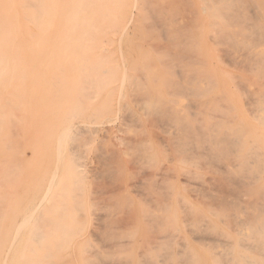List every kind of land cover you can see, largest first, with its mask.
Listing matches in <instances>:
<instances>
[{"label": "bare ground", "instance_id": "obj_1", "mask_svg": "<svg viewBox=\"0 0 264 264\" xmlns=\"http://www.w3.org/2000/svg\"><path fill=\"white\" fill-rule=\"evenodd\" d=\"M179 89L193 95V112L172 95ZM127 93L148 120L167 118L184 139L206 137L214 154L232 152L236 175L253 176L243 230L229 229L224 210L186 203L191 226L204 221L227 251L187 242L189 264H264V0H0V264H68L70 243L85 260L83 172L68 144L84 124L110 122ZM173 205L146 211L160 222L162 235L146 240L158 250L178 230Z\"/></svg>", "mask_w": 264, "mask_h": 264}, {"label": "rangeland", "instance_id": "obj_2", "mask_svg": "<svg viewBox=\"0 0 264 264\" xmlns=\"http://www.w3.org/2000/svg\"><path fill=\"white\" fill-rule=\"evenodd\" d=\"M248 15L250 16L251 13ZM154 20H156V18L152 16L151 20H149V24L152 22L158 24L157 20L156 22ZM157 24H151V26L157 27ZM186 25L189 26V23H185L183 27L187 28L188 26L185 27ZM220 48H227L232 53L234 52V55L236 54L235 56H237L236 58H243V54H246V50H236L226 45H220ZM240 54H242V56H240ZM177 77H180L179 74ZM179 90H176L178 93L175 92L172 93V95L181 96L183 94L182 96L184 97L185 104L188 103L186 105L187 111L193 112L192 108L194 107L193 103L195 100L193 95L189 91L185 92L184 90ZM138 98L139 97L136 95L131 96L130 93L125 94V98L118 103L119 106L117 105L115 107L116 113L110 122L102 126L84 124L83 126L87 130H79L77 134L79 136L76 135L68 144V148L74 155V160H77L76 164L83 172V180H85H82L80 192L81 199H83V202L85 201V206L83 207L84 212L83 208L81 212L83 230L79 239L84 252L82 258H85V260L76 257L73 243H70L65 251L66 262L68 264H80L82 260L83 264H133L134 261L135 264H144L146 259L145 262H148L146 264H189L188 259H186L187 256L185 258V250L188 246L187 242H190L196 247L204 246L209 250L212 249V252L224 258L227 252L226 248L224 246V248L222 247L224 239L219 237L218 234L211 232L204 221H197L198 223H202L198 226L199 224L196 222L198 227L196 224L195 226H191V217L187 214L188 210L186 209V203L190 202L191 204L202 205L218 213L224 210L223 213L226 217L223 215V221L228 218L225 222L228 225L231 223L229 229L234 232L243 230V228L247 226L249 220L250 223L252 222V218L250 217L248 220L249 216L246 217V215L249 214L244 211L248 209L247 207L249 206L246 205L248 204V196L245 198L246 193L244 192L250 188L248 184L251 183L250 181H252L253 176L251 173L243 172L244 170L241 171L243 173L238 172L239 174L237 173L236 175V172H234L236 168L233 167L235 161L231 158L232 152L227 153V156L226 154L225 156L214 154L209 150V141L206 137L199 139L198 137L190 138L189 136L184 139V135L180 136L179 132H177L178 129L173 124L171 125L167 118H162V120L161 118L158 120L156 119V122L150 119L148 120L147 117L145 118L144 112L137 101ZM106 128L111 129V131L106 133ZM123 129H128L132 133L129 132L126 134L123 132ZM139 136L143 137L144 140L141 141L142 138ZM180 138L183 142H181ZM186 139H188V142L184 141ZM194 142L198 146H195ZM134 143L135 145L138 143L140 147L137 144V148H135ZM69 145H72L74 148ZM141 146H149V149L144 148V150ZM138 148L141 151L138 150ZM151 154L153 156L155 155V161L148 160L150 159L148 156ZM177 160L183 161L184 163L182 165H184L186 169L189 168L191 172H197L198 176H194L193 173L192 175L185 174L186 172L181 170V164L178 163ZM150 164H152L153 167L152 165L150 167ZM34 170L35 167L33 164V173ZM199 173L201 177H199ZM230 173L233 175L231 176ZM216 182H220L221 184H217ZM224 183L226 184L225 186ZM245 183H247V185ZM167 184L174 187V192L168 189ZM243 184L245 187H243ZM220 186L221 191L219 188ZM163 189L166 190V192ZM168 192L169 194L171 192V194L169 195ZM173 193L178 194L174 199L171 198ZM223 197L226 199L225 201H223ZM220 198H223L222 202L226 203V208L225 203L221 204L219 202L221 201ZM171 202L174 203L173 206L177 215L176 221L178 230L175 231V236L170 238L171 240L168 239V241L170 240L172 242L169 241L168 243L167 240H165L162 250H158L153 245L148 244V241L146 242L147 239L153 240L155 236L159 237V234L160 236L162 235L157 230V228H159L158 226H160V222L152 220L153 217L150 219L149 216L158 214V212H161L165 206ZM215 202H217V204ZM227 203H229L228 205H230V203L233 205L230 207ZM241 206L244 207L241 208ZM183 207H185V209ZM257 207L259 208V204ZM240 209L242 210L240 211ZM146 211H151V215H148L149 212L147 213ZM237 219L240 220L237 221ZM151 220L153 222H151ZM242 222L244 223L242 224ZM149 223L151 225H149ZM150 226L155 228L158 234H155V229H152ZM203 226L204 229H207H202L201 227ZM149 227L150 229H148ZM198 228H201V231ZM87 240L90 246H87ZM179 243L180 245L182 243L184 245L182 244L181 247ZM86 247L88 249L87 251ZM209 247H211V249ZM90 250L95 251L93 255H91L92 252H90ZM178 250H180V252ZM132 252L133 254L131 255ZM167 256L169 257L166 258ZM182 256L185 261L182 260ZM125 260L130 262L127 263ZM159 260H162L163 263Z\"/></svg>", "mask_w": 264, "mask_h": 264}]
</instances>
